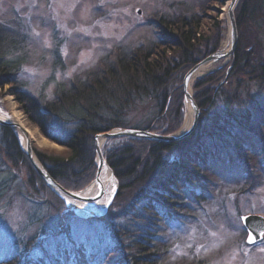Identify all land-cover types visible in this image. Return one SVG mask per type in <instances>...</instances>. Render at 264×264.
I'll return each instance as SVG.
<instances>
[{
	"label": "trees",
	"instance_id": "trees-1",
	"mask_svg": "<svg viewBox=\"0 0 264 264\" xmlns=\"http://www.w3.org/2000/svg\"><path fill=\"white\" fill-rule=\"evenodd\" d=\"M245 8L249 12L244 19L251 20L256 28L264 26V0H243L236 13L237 25ZM170 17L161 16L155 25L157 40L135 47L118 46L88 76L58 86L51 100L32 95L24 88L20 79L25 61L20 46L23 37L19 30L15 33L14 29L0 24V88L10 85L9 93L27 117L44 135L68 149L67 156L35 150L43 167L64 187L68 188L74 178H83L96 167V134L121 128L158 130L155 120L168 111L173 87L179 98L175 108L178 119L182 90L180 86L175 88V83H180L182 77L177 75H183L198 63L204 52L216 50L222 35L212 47L210 39L200 30L199 14ZM239 54L238 48L232 58V73L239 79L233 91L223 83L211 87L214 82L211 77L197 80L194 99L201 114L188 136L173 141L140 139L137 145H122L119 152L105 154L120 179L119 189L105 215L81 218L69 212L57 213L50 226L42 230L48 236L43 238L36 255L31 251L34 237L27 241L22 252L0 260V264H81L87 257L94 264L110 252L120 256L115 264H167L159 260V254L167 249L157 244L156 230L161 224L169 226L186 214L187 202L196 198L188 186H197L209 158L216 156L229 137L239 138L241 134L240 139L264 138V53L254 60ZM203 85L210 86L202 89ZM144 100L152 102L155 109L148 116L136 119V107ZM177 128L178 125L164 132L171 134ZM245 143L240 140L238 146L247 153ZM170 154L175 156L170 158ZM4 157L13 163L27 160L14 130L0 125V201L23 190ZM32 169L29 184L45 186ZM124 178H130L129 182H123ZM128 192L131 197L126 202L123 195ZM22 194L32 199L29 192ZM78 223L101 225L102 231L78 238L73 233ZM62 234L73 245L62 244L56 253L49 250V237L50 242L61 240Z\"/></svg>",
	"mask_w": 264,
	"mask_h": 264
},
{
	"label": "rangeland",
	"instance_id": "rangeland-1",
	"mask_svg": "<svg viewBox=\"0 0 264 264\" xmlns=\"http://www.w3.org/2000/svg\"><path fill=\"white\" fill-rule=\"evenodd\" d=\"M242 1L237 0L235 17ZM228 2L229 0H0V24H4V28L14 29L15 33L19 30L23 37L24 41L20 46L21 52L25 54V61L21 67L20 79L24 88L32 95L51 100L58 86L88 76L90 72L97 70L102 61L118 46L135 47L157 40L155 25L161 16L166 15L171 18L170 16L180 14L188 16L199 14L200 30L210 39L212 47L222 35L219 47L213 52H204L198 63L190 66L183 75L181 73L177 75L182 77L181 84L178 83L180 85L175 83V88L180 86L182 90V108L178 119H175V108L179 104V98L176 97L173 87L174 95L171 97L168 111L156 116L158 118L155 120L156 127L159 129L155 128L154 131L147 129L156 134L169 135L164 131L178 125L177 130L171 134H181L186 130L183 127L187 119V99L183 86L186 74L215 52L225 53L224 49L232 48L231 25L228 22L229 15L225 11ZM257 5L258 3L255 8ZM247 12H249L248 8L243 9L244 15L240 19V24L237 25L236 22L237 40L231 56L222 57L212 63L205 73L192 80L193 98L198 91L195 84L200 79L214 78L211 87L216 85L217 88L223 83L232 91L236 88L239 79H236L232 73L234 72L232 58L236 49L239 48L240 57H247L248 60H254L264 53L262 45L264 26L259 25L256 28L251 20H246V17L244 19ZM256 18L259 20V15H256ZM208 86L210 85H203L201 88ZM9 90L10 85L0 88V109L6 112L10 110L6 103V99H9L16 102L22 110ZM178 94H181V91ZM154 109L152 102L144 100L136 107L135 118L148 116ZM199 112L200 117V109ZM29 121L38 130L39 136L47 140V145L41 146L34 143L30 137L34 152L38 150L49 154L68 155L69 151L65 146L52 141L42 133L38 125L30 119ZM13 130L24 148L23 135L21 134L22 139H20L17 135L19 130ZM240 136L241 134L239 138L229 137L226 147L219 149L216 156L209 158L208 166L203 167V176L197 186H188L195 192L196 198L186 203V214H181V219L173 221L169 226L161 224L156 230L157 244L167 249L159 254L160 261H166L167 264H264V252L260 251L264 248V243L260 239L257 243L249 244L246 240L248 232L242 220H237L238 217L247 214H259L264 217V138L260 136V139H257L250 136L249 139L244 137L240 139ZM140 139L145 138L105 139L101 146L107 164L109 165L105 154L108 151L119 152L122 145L130 143L137 145L136 141ZM240 140L246 142L245 147L249 149L247 153L239 150ZM174 156L175 154L169 155L170 158ZM26 157V161L18 160L15 163L4 157V161L11 166L12 171L19 178L17 182L22 183L23 190H20L18 195L14 194L0 201V260L7 259L18 251L22 252L27 241L34 237L36 239L31 251L36 255L43 238L48 236L42 230L50 226L51 219L57 213L62 215L69 212L81 218L105 215L110 210L119 189L120 179L109 165L108 168L115 177L116 192L103 211L81 212L70 204V201L74 203L76 201L80 206V199L60 194L44 180L42 181L45 186L39 184L31 186L29 184L31 167L36 174L38 172L27 154ZM95 163L96 167L88 175L80 179L74 178L68 188L55 180L66 190L81 193L93 184L97 177V159ZM129 179L124 178L122 181L129 182ZM23 191L29 192L32 199L24 198ZM123 197L128 202L131 192L124 194ZM91 203L93 202L90 201L84 206L89 207ZM232 221H236L238 226L233 227ZM101 231V225L89 226L78 223L73 233L78 238H82ZM62 235L61 240L52 242H50L52 238L49 237L47 248L56 253L62 244L73 245L70 238ZM119 258L118 253L110 252L101 262L94 264H115ZM92 260L89 261L87 257L80 263L92 264L89 263Z\"/></svg>",
	"mask_w": 264,
	"mask_h": 264
},
{
	"label": "water",
	"instance_id": "water-1",
	"mask_svg": "<svg viewBox=\"0 0 264 264\" xmlns=\"http://www.w3.org/2000/svg\"><path fill=\"white\" fill-rule=\"evenodd\" d=\"M231 34H232V48L229 52H225V53H222L220 51L215 52L213 55H211V56L207 57L206 59H204L203 61H201L192 70H190L188 72V74H186V76L184 78V82H183L185 99H187V97H188L187 91H188V84H189L190 78L192 77L193 73L196 71L198 66L205 65V62H209V64L211 65L212 63L220 60L222 57L231 56L233 50L235 49L236 40H237V26H236V21L234 19V14L232 17ZM191 106L193 107V110L195 113L193 121L191 123V126H189V128H187L181 134L160 135V134H156L154 132H151L149 130L132 129V128L113 129L110 131H106V132L96 134L94 139H95V151H96V159H97V165H98V173H97L96 179L94 180V183L99 180L100 170L102 169V166L105 165V166L109 167V165L107 164L106 160L103 157L102 146L99 142L100 138L107 139V138H117V137H132V138H145V139H149V140H153V141H172V140L180 139L182 137L188 136L193 131V129L197 123L200 112H199V109H198L193 97L191 98ZM0 125H6L12 129H17L20 131V133L23 135V140H24L23 144H24L25 153L27 154L28 158L32 162V164H33L34 168L36 169V171L38 172V174L41 176V178L45 181V183L48 186L52 187L55 190H58L60 192V194L66 196V197H71L74 199H80L81 201H85L86 203H88L90 201H94L102 195L101 192H99V194L96 195L95 197L88 198V196L82 195V192L79 193V192H71V191L66 190L48 173V171L39 162V160L37 159L36 154L32 148V142H31L30 136L27 132V129L24 128L20 124V122L13 121L12 117H6V118L0 117ZM242 217H248L252 221V224L256 227L257 230L253 231V235H255L257 237L256 241L261 239L258 232L264 231V217L262 215H259V214H248V215H244ZM242 222H243L245 228L247 229V231L251 230V229H248L246 227L247 221L242 220ZM247 242L252 243V242H249L248 238H247Z\"/></svg>",
	"mask_w": 264,
	"mask_h": 264
},
{
	"label": "bare ground",
	"instance_id": "bare-ground-1",
	"mask_svg": "<svg viewBox=\"0 0 264 264\" xmlns=\"http://www.w3.org/2000/svg\"><path fill=\"white\" fill-rule=\"evenodd\" d=\"M237 3H238L237 0H229L228 5L225 8L227 15H229L228 22L230 23V25H232V17H233V14L235 13V8H236L235 5ZM234 19L236 21L235 14H234ZM224 51L229 52L230 48L227 50L224 49ZM209 65H210L209 62H205V65L198 66L197 69L199 70H196V72L191 77V80L188 85V91H187L188 97L186 101L187 119H186L183 129H187L189 128V126H191V123L194 117L193 109L191 106L192 80L195 79L197 76L205 73L208 70ZM6 103L10 110L6 112L0 109V117L6 118L8 115H12L13 121L20 122V124L23 127L25 126V128L27 129V132L30 134V137L34 143H37L38 145H41V146L47 145L46 138L39 136L38 130L34 128V126L31 124V122L29 121L27 116L24 114V112L20 109V107H18L17 103L9 99H6ZM17 135L20 137V139H22L21 138L22 135L20 131L17 132ZM104 141L105 139L103 138L99 139L100 144H103ZM115 189H116V181H115L113 172L110 170V168L104 165L102 166V169L100 170L99 180L91 184L85 191L82 192V195L88 196V198L95 197L96 195L99 194V192H101L102 195L98 199L92 201L93 203H91L89 207L84 206L86 204L85 201H81L80 206H78L79 204L76 203V201L75 203L70 201V204L72 206H75L77 210L81 212H101L107 207L111 197L116 192Z\"/></svg>",
	"mask_w": 264,
	"mask_h": 264
},
{
	"label": "snow or ice",
	"instance_id": "snow-or-ice-1",
	"mask_svg": "<svg viewBox=\"0 0 264 264\" xmlns=\"http://www.w3.org/2000/svg\"><path fill=\"white\" fill-rule=\"evenodd\" d=\"M237 220H244V221H247V225L246 227L248 229H251L248 231L247 235H248V240L249 242H252L254 243L257 239V237L255 235H253V231L254 230H257L256 227L252 224V221L248 218V217H238ZM232 226L233 227H237V223L236 221H232ZM260 238H261V242L264 243V231H259L258 232ZM212 235H215V233H212ZM189 247H191V245H188ZM261 252H264V248H261L260 249ZM173 259H175V257H173Z\"/></svg>",
	"mask_w": 264,
	"mask_h": 264
}]
</instances>
